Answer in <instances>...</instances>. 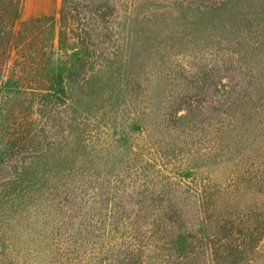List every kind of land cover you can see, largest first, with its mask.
Instances as JSON below:
<instances>
[{
	"label": "rangeland",
	"instance_id": "rangeland-1",
	"mask_svg": "<svg viewBox=\"0 0 264 264\" xmlns=\"http://www.w3.org/2000/svg\"><path fill=\"white\" fill-rule=\"evenodd\" d=\"M38 18L53 67L78 58L0 174V264H264V0H22Z\"/></svg>",
	"mask_w": 264,
	"mask_h": 264
},
{
	"label": "trees",
	"instance_id": "trees-1",
	"mask_svg": "<svg viewBox=\"0 0 264 264\" xmlns=\"http://www.w3.org/2000/svg\"><path fill=\"white\" fill-rule=\"evenodd\" d=\"M21 1L0 0V174L10 160L26 162L36 155L26 157L39 148V137L44 134L42 130L31 127L35 126V120L28 109L34 103L42 109L51 92H63L73 75V59L78 58L63 53L65 50L61 49L63 59L58 61L61 66L58 64L54 68L50 60L55 53L53 44L50 43L48 49L43 39L46 31L44 20L21 22ZM60 13H63L62 9ZM12 181V187L19 186L16 180ZM14 195V204L20 206L18 203L24 200L25 192L21 195L15 191ZM130 253L134 264H146L139 261L138 253ZM69 254L76 256L78 251L74 249Z\"/></svg>",
	"mask_w": 264,
	"mask_h": 264
}]
</instances>
